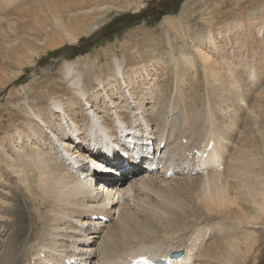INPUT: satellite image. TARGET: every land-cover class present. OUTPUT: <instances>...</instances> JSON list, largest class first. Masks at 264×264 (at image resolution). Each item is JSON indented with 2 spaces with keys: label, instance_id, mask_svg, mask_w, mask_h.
Listing matches in <instances>:
<instances>
[{
  "label": "bare ground",
  "instance_id": "1",
  "mask_svg": "<svg viewBox=\"0 0 264 264\" xmlns=\"http://www.w3.org/2000/svg\"><path fill=\"white\" fill-rule=\"evenodd\" d=\"M47 1L43 9L39 0H0V5L3 3L0 8V92L21 79L24 67L33 63L28 58L32 52L42 50L44 53L64 43H74L106 16L92 18L89 8H76L73 2L72 6L59 11L53 4L54 0ZM114 1L110 7L118 3V12L130 6V0ZM202 2L192 0L185 4L179 22L174 23L169 17L163 20L166 29L162 43H166L167 48L164 57L155 55V44L160 43L158 39L149 44L151 49H148L150 57L147 60L144 49L138 47L141 42L132 43L126 36L117 46L110 44L101 50L102 53L86 56L82 61L79 58L73 61L63 59L56 71L42 76L51 81L50 85L37 84L44 82L38 80L42 78L38 75L44 71L42 69V72L34 73L28 83L5 93L7 101L0 109V186L3 184L7 190L0 194V235H10L9 231L14 226L16 228L11 232V238L6 237L0 245V264L57 261L50 252L70 256L67 250L70 247L79 252L76 257L85 260H88L85 253L90 251H93L94 258L106 260L147 248L168 250L172 247L185 251L187 264H248V257L253 263L256 261L260 248H264V231L255 232L257 228H264V177L251 169L245 146L232 153L227 150L225 137L215 134L211 121L207 122L210 125L207 140L214 138L217 143L207 153L208 157L218 156L226 163L221 171H214L212 166L203 163V173L193 177L186 175L160 180L142 176L130 181L128 199L122 197L120 203L105 211L111 217L108 224L104 226L95 221L101 225L93 231L73 224H84L82 220L87 212L100 211L96 201L104 199L107 194L113 196V191L99 187L100 178L93 177L90 166L85 170L88 160H91L88 158L91 151L76 153L78 146L91 148V139L102 131L107 132L110 138H117L125 130H130L143 142L145 136L136 126L145 121L152 136L155 133L168 135L169 155L189 129L185 124L189 118L181 114L177 117L181 125L178 128L171 125L169 111L163 105L165 97L160 93L169 89L167 84L164 85L167 80H163L169 67L174 72L172 86L176 92L184 91L198 70L211 79L216 91L223 92V106L213 104L212 108L208 107L212 112L211 118L229 115L224 108L228 104L239 111L244 109L243 104L233 103L231 99L233 93L240 89L238 82L241 77L236 78L234 72L243 56L240 51L221 52L223 43L228 42L234 32L227 29L224 38L216 40L211 35L216 34L219 28L211 29L206 34L210 54L204 42L194 36L196 28H190L187 18L205 5ZM204 8L209 10L207 7H202V10ZM234 23H244V19L237 18ZM255 31H258L259 42L264 46V23ZM58 32L64 36L54 40ZM142 34L152 39L146 30ZM249 45L246 42L245 48ZM236 59L239 60L231 62ZM56 74L59 76L54 79ZM244 78L253 86L264 78V73L255 74L250 69ZM186 103L182 104L185 108ZM147 106L153 109L160 107V115L149 114ZM228 123V119L222 118L221 124L226 126ZM66 128L71 130L72 138L66 135ZM189 130L191 137L199 138L193 129ZM72 159L82 160L78 164L86 177L82 185L65 167V162ZM194 180L198 182L197 202L193 208L196 218H202L205 211L208 214L223 213L233 224L231 235L215 243L207 242L206 246L205 241L215 234L214 229L196 224L187 232L183 226H177L182 204L174 199V195L187 189L182 181ZM124 183H128L126 177L122 181ZM18 194L28 208L29 226L24 220L15 225L12 218L24 212L17 200ZM148 194L154 198L148 200ZM25 226L34 235L28 234L24 244L22 234L26 231ZM1 227L6 230L3 235ZM238 229L242 230L241 235L235 233ZM40 252L45 253L44 259L37 257Z\"/></svg>",
  "mask_w": 264,
  "mask_h": 264
},
{
  "label": "rangeland",
  "instance_id": "2",
  "mask_svg": "<svg viewBox=\"0 0 264 264\" xmlns=\"http://www.w3.org/2000/svg\"><path fill=\"white\" fill-rule=\"evenodd\" d=\"M39 1L42 4V8L45 9L48 1ZM113 1L114 0H54L53 4L59 11L72 6L73 2L75 3L76 8H89V16L92 18L106 15L104 18L105 20L102 19L100 21L101 23L99 22V24L92 31L85 35H80L78 40L74 43H64L62 46L51 50L49 49L44 53L42 50L32 52L28 58L30 57V60L33 61V63H27L31 65H26L24 67L21 73V79L13 82L7 86L8 88L6 87L7 89L5 88L3 92H0V109L4 105V101H7L5 93L13 87L20 88L22 85L28 83L34 73L39 71L42 72L43 69L44 71L38 74L39 77H42L47 73L56 71L63 59L73 61L76 58H79L82 61L86 56H95L110 44L117 46L119 41L126 39V36L132 40V43H135L136 41L141 42L138 47H140V49H144V56L147 60L150 57L148 53V49H151L149 44L153 41H157L158 39L160 43L155 44V55L164 57V53L167 48L166 43H162L165 41L164 32L166 29V24H162L164 23L163 20L169 17L172 22H179L181 20L180 13L182 7L192 0H130L129 8H125L119 12L118 10L120 8L118 7V3H115L110 7L111 2ZM139 1L142 3V5L140 4L141 6L139 5ZM199 1L201 0H198V2ZM202 1V3L205 4L202 7H207L209 10L205 8L202 10V7H200L192 17L187 18L189 19L190 28H196L194 36L200 38L205 44L204 47L207 46L208 48L209 43L207 42L206 34L208 35L211 29H216L217 27L219 28L216 31V34L211 35L214 36L213 38L216 40L223 39V35L227 29L234 32L228 42H222L223 51L221 52L225 54L227 51H240L243 56V60L241 63H238L240 65L234 72V76L236 78L241 77L238 82V87L240 89L233 93V98L231 99L233 103L243 104L244 109L239 111L233 105L231 106L228 104L224 106V108L229 112V115H217L215 118H211L212 112L209 108H212L211 106H213V104L223 106V101L221 100L223 92L216 91L211 79L198 70L196 71V75H193L191 81L187 84V88L184 91H179L177 94L174 91V86H172L174 84V72L169 67L163 78V80H167L166 83L164 82V85L167 84L169 89L160 93V95L162 94V97H165V104L170 102L171 99L170 105L171 107L173 106V108H170L171 111L175 109L172 114L169 115L168 113L169 116L167 115L170 121L169 123L174 125L175 128H178L181 123L177 117L180 114L182 117H188L189 120L185 121V124L189 129L194 130L195 135L200 136L199 138L198 136L191 137L189 129H186V132L183 135L188 138L189 147H194L207 140L209 133L208 129L210 127V125H207V122L210 123L211 121L214 126L213 131L215 134L217 135L218 133V136L222 135L225 137L224 141L227 142L224 144L228 145L227 150L232 153L233 151L242 149V147L245 146V150H247L250 158L251 169L254 173H259L262 177H264V78L258 80V82L256 84L254 83L253 86L251 81L244 78L247 76L250 69H253L255 74L264 73V46L259 42L260 37L258 36V31H255L257 26L264 23V0ZM213 2L215 7L211 8L213 6ZM209 3L211 4L210 6L208 5ZM2 6L3 3L0 5V8ZM136 6H138L139 9L136 10ZM200 15L206 19L204 20L203 18H200ZM237 18L240 20L241 18L244 19V23H234ZM144 30L150 34L152 39L146 38L142 34V31ZM183 30L186 35V29L183 28ZM170 34L172 35L173 33L170 32ZM58 36H64V33L58 32L55 35L54 40L58 38ZM1 38L2 34H0V39ZM246 42L250 43L247 48H245ZM174 43L176 42L174 41ZM208 53L212 54L210 48ZM245 54H247L246 57ZM237 60L239 59L234 61L232 60L231 62H236ZM196 63H199L198 59H196ZM198 68L200 69V64H198ZM58 76L59 75L56 74L53 78L55 79ZM45 78L46 77H42L38 79L44 80L45 83L40 82L37 84L50 85L51 81H47ZM235 83L236 81L234 82V86L236 85ZM164 85H161V87ZM178 95L179 98L183 97L184 101L187 102L185 105L186 108L183 105H180L179 107L178 105H174V103H182V101L178 99ZM186 95H190V97L188 98ZM188 105L195 108L192 109L188 107ZM197 106L201 107L197 108ZM170 109L167 110L169 111ZM177 111L178 115L174 114V112ZM222 118L228 119L229 123L226 126L221 124ZM2 120L3 122H6V120ZM196 141H198L197 144H195ZM222 164L223 166L226 165L225 162ZM252 180L255 179L253 178ZM182 182L187 189L185 191L181 190L174 195V199L182 204L177 216L179 221L177 226H183L184 230L187 232H190L196 224H202L207 229H214L215 234L210 236L205 241V246L207 242L215 243L224 236L231 235V228L233 227V224L229 222L228 218H226L223 213L208 214L205 211L202 218H196L197 214L193 208L197 202V196L195 194L197 192L198 182L195 180L192 182ZM3 186V184L0 186L1 195H3V192L5 193L7 190V188H4ZM17 193L18 192H16V194ZM17 198L18 202L22 205L24 212L14 215L12 218L15 221V225L19 223L20 220H24L25 225L29 226L28 224L31 223V218H29L30 215L28 214V208H26V205L19 194ZM153 198L154 196L148 194V200ZM252 210L256 211V207L252 206ZM260 222H262V220H260ZM103 225H105V223ZM4 228L5 227H1L2 235L6 233ZM15 228L16 226L9 231L10 235H4V237L0 235V245L6 237L9 236L11 238V232H15ZM34 231H36V229H34ZM241 231L242 230L238 229L235 233L237 235H241ZM243 231L245 233L247 232L246 230ZM262 231H264V228H257L255 232L260 233ZM28 234L34 235L30 232L29 228H26V231L22 234V236L24 235L22 238L24 244L27 243ZM261 241L262 240L259 239L258 243L261 244ZM251 255L252 254H250V256ZM256 257L257 258L254 263L251 261L252 259L250 260L248 257L247 263L264 264V248H260Z\"/></svg>",
  "mask_w": 264,
  "mask_h": 264
}]
</instances>
